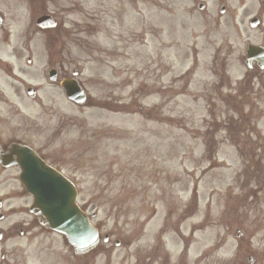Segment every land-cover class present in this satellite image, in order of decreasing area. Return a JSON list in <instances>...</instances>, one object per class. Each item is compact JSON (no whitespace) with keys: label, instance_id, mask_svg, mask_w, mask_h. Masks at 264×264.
I'll use <instances>...</instances> for the list:
<instances>
[{"label":"rangeland","instance_id":"1","mask_svg":"<svg viewBox=\"0 0 264 264\" xmlns=\"http://www.w3.org/2000/svg\"><path fill=\"white\" fill-rule=\"evenodd\" d=\"M243 1L240 7L228 0L221 19L216 0L22 1L59 11L62 51L76 58L90 96V107H61L74 117L60 134L61 151L80 165L79 201L90 200L94 222L134 240L125 253L136 258L247 264L254 250L264 251V97L257 99L264 86L250 96L255 110L248 114L259 120L249 135L242 122H216L226 110L216 97L227 90L216 89L209 76L222 42L231 46L224 70L233 77L235 69L243 72L237 55L250 33L254 0ZM218 19L228 26H217ZM191 48L203 63L189 60L193 83L192 76L171 83L162 66L171 57L176 77L184 70L176 53ZM89 162L91 170H84Z\"/></svg>","mask_w":264,"mask_h":264},{"label":"flooded vegetation","instance_id":"2","mask_svg":"<svg viewBox=\"0 0 264 264\" xmlns=\"http://www.w3.org/2000/svg\"><path fill=\"white\" fill-rule=\"evenodd\" d=\"M11 1L0 0V264H156L153 255L136 258L125 253L131 242H125L118 229L99 223L95 227L98 243L89 251L76 252L62 236L39 224L41 216L36 218L30 213L32 199L20 180L21 162L31 150L47 166L63 173L73 184L78 183L80 165H73L76 157L64 156L60 145L62 129L72 125L74 117L63 115L61 107L83 109L90 105V99L76 58L62 51L59 11L50 12L45 4L36 8L23 0H17L22 4ZM218 1L222 6L226 3ZM256 1L258 15L252 18L258 27L251 29L247 38L264 50V0ZM46 15L55 21L53 28L36 25V20ZM216 24L220 26V21ZM243 61L245 70L237 84H245L251 96L264 86V70L256 60ZM214 73L219 82L228 81L226 73ZM62 82H75L85 89L82 106L66 98ZM78 160L82 161L81 157ZM80 209L88 214L91 202L82 201ZM88 218L94 217L89 214ZM254 256L250 264L263 263L264 255L257 263Z\"/></svg>","mask_w":264,"mask_h":264},{"label":"water","instance_id":"3","mask_svg":"<svg viewBox=\"0 0 264 264\" xmlns=\"http://www.w3.org/2000/svg\"><path fill=\"white\" fill-rule=\"evenodd\" d=\"M66 94L72 97L77 94L75 90L67 89ZM32 155V154H31ZM33 156V155H32ZM32 163L38 166L39 172L43 175L44 186H32L29 189L30 194L34 196L35 208L41 210L47 220V225L61 234L65 235L72 245H83L79 239L83 234L87 235L88 240L85 247L90 248L95 242L91 241L90 232L82 233V229H90L84 221V217L80 214L75 206V190L57 173L44 166L37 158L33 156Z\"/></svg>","mask_w":264,"mask_h":264}]
</instances>
